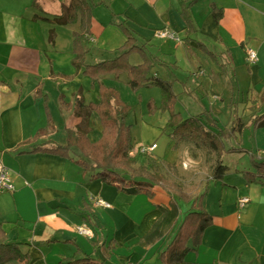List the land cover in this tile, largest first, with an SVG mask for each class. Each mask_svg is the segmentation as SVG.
Segmentation results:
<instances>
[{
	"label": "crops",
	"instance_id": "1",
	"mask_svg": "<svg viewBox=\"0 0 264 264\" xmlns=\"http://www.w3.org/2000/svg\"><path fill=\"white\" fill-rule=\"evenodd\" d=\"M85 1L92 15L91 52L86 63L115 56L114 51L126 38L114 23L126 20L137 46L143 47L146 56L173 68L155 65L151 74L171 82L173 91L174 85H179L181 91H174L177 99L180 96L196 98L200 93L212 97L208 105L202 100L199 113L189 116L203 114L205 119L218 118L224 107L223 98L226 96V102L234 100L231 86L235 82L234 72L238 70H248L249 88L264 84V0H196L191 5L190 16L197 29L193 38L218 56L217 63L183 42L175 44L154 38L153 33L161 29L175 32L181 40L184 38L185 25L180 16L182 0ZM70 2L0 0V161L15 186L12 193H0V224L7 241L19 244L20 251L26 254L27 259L21 264H60L82 256L98 264H158L157 254L171 241L177 226L153 246L140 247L138 242L161 217L158 206L168 205L167 193L154 188V197L149 198L132 187L119 189L114 183L92 179L70 159L42 152L29 153L35 145H65V130L76 127L81 119L63 108L62 103L72 104L78 91H82L86 105L98 104L99 83L113 88L112 80L125 77L128 82L123 74L117 79L104 77L99 83H92L83 74V68L72 65V34L79 30L80 18L77 15L76 22L67 25L52 22ZM211 6L223 11L218 22L211 15ZM34 15L40 19L33 20ZM51 32L52 41L49 40ZM246 49L256 51L258 61L254 65L246 63ZM132 57H139V61L131 63ZM141 62L138 54L129 57L132 65ZM158 69L165 78L159 76ZM237 93L238 90L236 98ZM247 93L249 100L257 101L255 108L259 111L261 94L249 90ZM44 99L51 123L43 107ZM217 101L220 103L216 104ZM89 122L87 138L95 143L102 130L96 113H91ZM259 130L249 127L236 136L232 140L236 145L230 147L242 151L223 157V164L228 168L223 179L215 181L206 174L199 181L202 190L192 193L194 197L203 195L201 205L212 216V224L203 232L200 244L187 254V261L264 264V182L247 184L243 177V173L252 171L249 152L263 159L259 153H264V149L258 148V140L253 137ZM244 134L252 135L248 144L243 143ZM189 147L180 144L177 149L184 152L185 163L193 164V171L199 159L188 155ZM155 150L157 146L150 154ZM230 154L242 157L231 160L230 165L225 160ZM155 157L165 164H174L178 173H183L177 163ZM243 197L250 201L239 210L237 200ZM96 200L110 207L97 206ZM185 206L180 221L189 209V204ZM81 224L93 230V240L74 232ZM102 256L107 259L104 261Z\"/></svg>",
	"mask_w": 264,
	"mask_h": 264
},
{
	"label": "trees",
	"instance_id": "2",
	"mask_svg": "<svg viewBox=\"0 0 264 264\" xmlns=\"http://www.w3.org/2000/svg\"><path fill=\"white\" fill-rule=\"evenodd\" d=\"M195 2L196 0L181 1L180 16L185 25L184 38L181 41L186 46L199 49L217 63L218 56L212 54L201 42L193 38L197 29L190 16V7ZM32 6L39 10L35 3ZM77 15L80 18V25L79 30L72 34L74 55L72 65L76 69L83 68V74L92 83H99L104 77L117 79L125 74L128 79L127 84L134 91L141 88H158L161 94L158 109L169 113L166 128L170 130L168 137L173 142V148L177 149L180 144H191L194 149L202 151L210 163V178L221 181L228 171L223 164V157L229 153L242 151L239 148L229 147L228 144L236 136L241 135L244 129L249 127L264 129V114H257L258 111L255 108L257 101L253 102L250 107L251 114L246 121H242L235 115L231 126L227 129L219 128L211 117L205 119L203 114L182 118L174 111L177 95L172 89V83L151 74L155 65L165 69L169 66L156 58L146 56L143 47L137 46L136 39L127 26L126 20L114 23L126 38L125 43L114 51L115 56L108 60L88 64L86 57L91 52L89 38L92 15L86 1L71 0L69 6L62 7L61 12L54 16L52 22L57 25L73 24L77 20ZM211 15L214 21L218 22L223 16V11L211 6ZM38 19L40 17L34 15L33 20ZM44 20L49 21L45 18ZM49 40L52 41V32ZM132 54H138L141 57V64L129 63V57ZM231 89V94L235 95L237 92L235 82L232 83ZM99 94L98 104L86 105L81 90L74 95L72 104L62 103L63 108L70 109L74 116L81 119L76 127L65 130V145L44 143L32 146L29 153L42 152L70 159L83 171L89 173L92 179L114 183L119 189L129 186L137 193L149 198L154 197V188L167 193L170 197L168 205L158 206L161 217L139 240L138 245L140 247L153 246L168 237L177 226L171 241L157 254L158 264H195L187 261L186 256L200 244L203 232L212 224V216L206 213L201 205L203 195L194 197L186 190L174 164H165L153 155L132 153L131 126L124 122L129 107L112 87L99 83ZM43 103L48 122L51 123L47 100L44 99ZM154 108L155 105L151 101L149 110L153 111ZM92 112L97 114L102 128L101 137L95 143H90L87 138L90 132L89 121ZM249 153L252 171L243 173V177L247 184L262 183L264 182V159H257L251 152ZM70 154H73L75 158ZM141 155L145 156L143 164L139 163ZM178 201L189 204V209L181 221L179 218L182 212ZM26 259L27 256L20 251L19 244L7 241L6 233L0 224V264L10 261L21 264ZM60 264L98 263L88 256H82L63 260Z\"/></svg>",
	"mask_w": 264,
	"mask_h": 264
},
{
	"label": "rangeland",
	"instance_id": "3",
	"mask_svg": "<svg viewBox=\"0 0 264 264\" xmlns=\"http://www.w3.org/2000/svg\"><path fill=\"white\" fill-rule=\"evenodd\" d=\"M264 51V49H263ZM256 52V51H255ZM139 61V57H132L130 62H137ZM235 63L237 64V60L235 59ZM169 69L173 70L171 65L169 64ZM153 71V70H152ZM160 74L161 78H165V75L160 69L157 70ZM152 73V72H151ZM248 70L246 68L241 69L234 72V79H235V87L236 91L238 90V96L233 95L234 100L230 102H226V96L223 98V109L219 111V117L213 119L216 124H219L221 129L229 128L233 117L236 115L237 118L242 119V121H246L251 114V106L253 104L252 100H249L250 95H248V90L251 93H260L263 98L260 103V110L257 112L258 115L264 114V84H259L257 87L249 88L251 85L250 78L247 77ZM173 76H175L173 74ZM179 77V76H178ZM123 79L112 80L110 85L118 92L120 99L129 107L128 113L125 117V124L130 125V135L131 141L133 142V151L132 153H136V149L138 146H150L155 144L157 146V150L153 152L152 155L160 157L162 160L171 163H177L179 166L180 172L178 173L180 180L182 181L183 185L186 187V190L192 193L197 192L198 190H202V178L206 174L209 175V162L207 161V157L204 153L200 150H196L192 147L191 144H181L189 147L188 155L194 158L199 159V163L194 168L193 171L192 163H185V155L183 151H179L180 149L173 148V143L168 137V133L170 130L166 128L167 120L169 118L168 112H163L158 109L161 100V94L158 88L156 87H149V88H141L137 91L132 90L126 81ZM236 80L238 81L236 83ZM253 89V90H252ZM261 89V90H260ZM255 90V91H254ZM174 91L179 93L181 91V87L177 84L174 85ZM257 91V92H256ZM255 97V96H254ZM258 98V97H257ZM256 98V99H257ZM203 100V101H202ZM212 101V97H205L200 93L195 98L180 96V100L177 99V102L174 106V111L179 113L182 118L188 117L189 115L199 113L201 109L200 102L202 101L204 104L208 105V101ZM249 100V101H248ZM153 102L155 108L153 111L149 110V103ZM209 101V102H210ZM216 104L220 103V101L215 102ZM227 105V106H226ZM52 108V112H53ZM54 113L56 111L54 110ZM214 117V116H213ZM218 122V123H217ZM219 127V128H220ZM251 134H244L242 135L243 143L248 144V139H250ZM256 137L258 142V148L260 150L264 149V130L260 129L257 134L253 135ZM236 145L235 141H232L228 144V146ZM194 154H193V153ZM264 153H259L262 155L261 158L264 159ZM151 155V154H149ZM193 155V156H192ZM242 155L240 154H230L226 156V163L231 164V160H236L241 158ZM245 158V157H244ZM247 160V157L245 158ZM145 160V156L141 155L139 163L143 164ZM187 168V170H186ZM186 170V171H184ZM201 180V182H199ZM196 193V194H197ZM180 209L182 211L185 210L186 206L185 203L179 202ZM182 205V206H181ZM102 259L105 261L107 259L105 256H102Z\"/></svg>",
	"mask_w": 264,
	"mask_h": 264
},
{
	"label": "built area",
	"instance_id": "4",
	"mask_svg": "<svg viewBox=\"0 0 264 264\" xmlns=\"http://www.w3.org/2000/svg\"><path fill=\"white\" fill-rule=\"evenodd\" d=\"M153 36L156 39L170 41V42H173L175 44L182 43L180 37L175 32L168 30V29L156 30L153 33ZM245 60H246V63L248 65H254L258 61L256 52L252 49H246ZM155 148H156L155 144H152L150 146H139L136 149V153L150 154ZM23 184L27 185L26 182H23ZM14 191H15V186H14V184L10 178L9 172H8L7 168L0 161V193H12ZM249 201L250 200L246 197L238 199L237 200L238 209L242 210L249 203ZM94 204L97 206H102L104 208L110 207L107 203H105L101 200H96L94 202ZM74 232L78 236L84 237L87 240H93L94 239L93 230L87 224H81V225L75 227Z\"/></svg>",
	"mask_w": 264,
	"mask_h": 264
}]
</instances>
